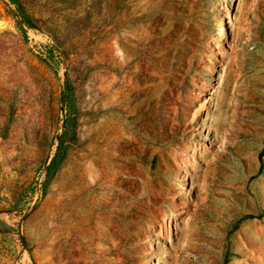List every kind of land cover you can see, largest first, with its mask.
Returning a JSON list of instances; mask_svg holds the SVG:
<instances>
[{
	"label": "rangeland",
	"instance_id": "obj_1",
	"mask_svg": "<svg viewBox=\"0 0 264 264\" xmlns=\"http://www.w3.org/2000/svg\"><path fill=\"white\" fill-rule=\"evenodd\" d=\"M0 264H264V0H0Z\"/></svg>",
	"mask_w": 264,
	"mask_h": 264
},
{
	"label": "bare ground",
	"instance_id": "obj_2",
	"mask_svg": "<svg viewBox=\"0 0 264 264\" xmlns=\"http://www.w3.org/2000/svg\"><path fill=\"white\" fill-rule=\"evenodd\" d=\"M112 154V153H111ZM174 163V162H173ZM192 166V165H191ZM195 170V169H194Z\"/></svg>",
	"mask_w": 264,
	"mask_h": 264
}]
</instances>
